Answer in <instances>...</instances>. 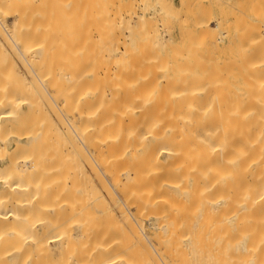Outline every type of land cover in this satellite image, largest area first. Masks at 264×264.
I'll return each instance as SVG.
<instances>
[{
	"label": "bare ground",
	"instance_id": "6f19581e",
	"mask_svg": "<svg viewBox=\"0 0 264 264\" xmlns=\"http://www.w3.org/2000/svg\"><path fill=\"white\" fill-rule=\"evenodd\" d=\"M23 1L0 0V264H138L135 243L148 264H264V16L245 38L260 58L245 57L246 102L225 105L208 68L193 88L154 80L163 56L148 71L138 28L111 11L79 70L73 0L70 18Z\"/></svg>",
	"mask_w": 264,
	"mask_h": 264
},
{
	"label": "rangeland",
	"instance_id": "374dc122",
	"mask_svg": "<svg viewBox=\"0 0 264 264\" xmlns=\"http://www.w3.org/2000/svg\"><path fill=\"white\" fill-rule=\"evenodd\" d=\"M21 1H23V0H21ZM24 1H25L24 5H26V6H24V5H22V6L26 7L27 9L29 8L28 10L32 9V6L34 8L35 7L34 5L37 2L35 0H24ZM34 1H35L34 5H32L30 7V4H32V2H34ZM49 1L47 0L46 1L47 4H45V0H38V4H36V8L32 9V11H33L32 14H34V16H35V13H36V16L39 15L42 17H44V16L47 17L46 16L47 12L45 15L43 13L45 11V9L47 10V8H48V7L44 8V7H46L45 5H48V3L52 4L51 2L54 3V1H57V0H54V1L49 0ZM66 1L65 0L64 1L58 0L57 1L58 3L56 2L55 4H56V6H59L60 4L63 3L64 4V5L62 4L63 8L67 5V8H65V9L68 10L70 8L68 4L71 3V2L69 3V1H72V0H66ZM40 2H43L45 4L43 6V8H44L43 11H42V9H43L42 6H40V7L38 6V5L42 4ZM73 2H74V4H72V5L70 4V5L72 8L76 9V10H74L75 13L73 11L74 14L72 15V17H74V15H75L76 20H75V18H72V19L75 20L76 25H77V44H78V57H79L78 69L79 70L85 69V67L89 64L88 58H90V57L92 58L93 56L97 57L99 55L100 51L103 48V43L101 42V40L99 39L98 36L99 35L104 36L105 31L107 33V26L110 23V19L107 16L112 15V12H114L115 16L120 15L119 17L120 18L122 17V19H123L122 23L123 24H125L127 26V23H125V22L128 21V23L130 24V25H128V27L134 28L135 30L138 28V30L134 31V33H135L136 37L141 39L142 46L143 47L145 46V47L143 48L141 46L140 50L137 47H135V49L133 50L134 56H135V54L138 55L143 51V52L147 53V54L146 53L143 54V52L141 53L144 56L147 55L144 58V61H146V63L149 62L151 64V62L153 61L154 58H155L154 60H156L153 63L154 65L151 64V66H150L149 63H148V65L146 64L148 66V71L151 70L150 67L157 65L156 64V62L158 61L157 56H159V54L161 57L163 56V58H161V59H163V60H161L162 64L160 63L161 68H159L160 66H156L159 69L154 67L155 69L153 68L150 72V75L152 76V78L154 80H155V78H156V80H160V81H162V79H163L162 84H164L163 82H166V80H168V79H169L168 81L171 82V79L173 77L172 80L176 81V82H174V86L176 85L175 83H177L181 80V81H183V82L180 81L181 87L184 86L185 88H187L189 83L194 80L192 82L193 85H192V83H190L192 88H193L195 86L197 87L198 85H200L201 82L198 84H197V82H199V80L202 81L204 75H206L205 79L208 77V80L211 79V81H213V82L215 81L214 85L216 87L220 86V88H223V92H224V89L226 88L227 89V90H225L226 93L231 92L229 94L231 96L233 95L232 98H230L231 96L228 95L230 99H228V96H227V98L223 97V99H225L226 102H221V103H225V105L233 104L232 102L238 101V98L241 97V98H239L240 102L239 101L238 102L245 104L246 98H247V91L246 90L248 89L246 87L248 85L244 81L246 78H243L242 75L244 73L248 74V71H250L249 68H250V65H252V64H250V63L248 64V61L249 62L254 61V60L250 61L253 58L248 59L247 61L245 60V57H247L248 52H249L250 56H254L253 54L250 53L251 49L247 45V43L250 39L248 38V40H247L245 38L248 37L247 36L248 32H249L248 28L249 29H250V27H251V29L253 28V25H252L253 18L256 16H258V17L264 16V0H166V1H162V0H73ZM28 4H29V6H27ZM55 4L50 5L54 8V10H52L53 8L51 9V7L48 5L50 7L48 9V13L50 14V15L48 14L49 18L51 15L54 16L57 13H59V14L62 13V14H60L61 18L63 16H65V17L68 16L69 18L71 17L70 16L71 14L66 15L67 13H70L69 11L66 13L62 12V10H61L62 5L57 7L59 9V11L57 12L55 10L57 8H55V6H53ZM37 6L39 8H42V9H40L42 12L39 11V9H37ZM167 6H169L170 10L167 13H164V10L167 8ZM112 8H113V11H112ZM60 10H61V12H60ZM127 10H128V12H127ZM53 11L57 12V13H54ZM110 11H111V13H110ZM129 11H130V13L132 12V14H130ZM121 12L123 14H121ZM52 13H54V15ZM109 13H110V15H109ZM59 14H57L58 17H60ZM54 17H57V16H54ZM61 18H59V19H61ZM212 19H215L216 22H218V26L212 27L210 29H201V27H199L200 24L203 25V24L207 23L208 20L210 21L209 24L212 25L213 24ZM60 22L62 23V21H60ZM143 24H144V27H142ZM236 27H239V29H237ZM240 27H242V28H240ZM244 27H246L245 28L246 31L243 32ZM236 29H237V31H236ZM141 31H142V33L143 32L144 33L142 34ZM162 31L165 33L164 35H162L163 34ZM221 31H222V33H221ZM240 31H241V33H240ZM237 32L239 34H237ZM246 32H247V34H246ZM139 33H141V36H139ZM243 33H245V36L242 37ZM250 34H251V36L253 35L252 32ZM166 35H168V36H166ZM160 36H163L164 39H162V37L159 39ZM152 39H154V40L151 41ZM156 39H158L159 41L163 40V42H162L163 44L161 43V41L158 44V41H156ZM149 40L151 41V43ZM154 41H156L157 43ZM152 42H154L156 44H154ZM244 42H246V43H244ZM244 44H246L247 46ZM146 47H147V50L144 51V49H146ZM141 54L139 56L141 58H143V55L141 56ZM152 55H154V56H152ZM165 55H166V58H165ZM150 56H152V57H150ZM149 57H150V59H149ZM255 58H257V57H255ZM146 59H148V60H146ZM165 59H166V61H165ZM150 60H151V62H150ZM255 60H260V58H257ZM159 62H160V60H159ZM234 62H236V63H234ZM144 64H145V62H144ZM165 64H168V65H165ZM184 64L186 66H184ZM243 65H245L244 68H243ZM164 66H166L165 67L166 69L163 68ZM187 66H190L189 68L192 69L193 71H189L187 69L188 68ZM246 66L248 67V69H246L247 68ZM203 67H204V69H203ZM207 68H208V73H210V76L215 75L217 77L214 76V78L213 77L210 78V76H207L209 74L204 73V71L207 72ZM201 69H203V70H201ZM227 69L228 70L230 69V70L226 71ZM232 69H233V71H232ZM141 70H143V72H144L145 69H141ZM153 70H157V71L152 72ZM209 70H211V72H209ZM164 71H166L165 73H167V77H165V75H166L165 73H164L165 75L162 73ZM220 72L221 73L224 72L223 73L224 75L223 74L222 75H223V78H225V79H222L221 76L219 77V78H221L222 81L218 78V76H219L218 73H220ZM183 73H185V75H183ZM201 73H203V74H201ZM211 73H213V74L211 75ZM195 74H196V77H195ZM247 74H244V77L245 76L247 77ZM162 75H164V76H162ZM188 75L190 76L189 79H188V77H189ZM182 76L184 77L183 80L180 78ZM185 77L188 81L185 79ZM192 77H194V78L190 81V79ZM178 78H180V79H178ZM197 78H199V79L196 81ZM185 80L187 81L188 84L184 83ZM224 80L226 82V85H223V84L221 85V83ZM85 81H86V78L82 79V82L79 83V86L82 87L84 84H86ZM225 82H223V83H225ZM182 83H184V84H182ZM227 84L231 85L233 88L231 89V86L229 87ZM186 85H187V87H186ZM172 86L173 85L171 84V87ZM178 86H179V83H178ZM178 86H176V87H178ZM227 86L229 87V89L231 91H229ZM168 87H170V86H168ZM171 87H170V89H171ZM185 88H183V89H185ZM220 88H218V89L215 88V89H217L216 92L218 90H222ZM177 89L178 88L174 87L173 90L175 91ZM171 92L172 91L170 90V93ZM219 94L220 93H218V96L222 97V94L221 95H219ZM234 96H238V97L235 99V101H232L233 98H235ZM220 99L221 98H219V101H220ZM226 99L229 101V103L227 102ZM243 99H245L244 102H243ZM230 100H231V102H230ZM221 101H222V99H221ZM150 242H152V241H150ZM150 242L148 241V243H149L148 244L145 241V242H143V244L145 246H147V244H148V248H149V246H152L150 244ZM145 243H147V244H145ZM137 244H139V243H135L132 246L131 252L133 255L130 252H128L130 254H128L127 256L128 257L133 256L132 259L137 258V260H134V261H137L139 263L141 261L140 260L138 261V259H142V261L144 262L143 259H145V257H143L144 254L142 252H144L145 247L141 246L144 249L140 250L141 243L138 245L139 249L137 247ZM134 246H135V250H134ZM149 249L152 250V254L157 257L155 252L153 253V251H155L154 246L152 248H149ZM139 251L141 253H139ZM148 251L149 250H147L144 253L147 254ZM118 253H120V252H118ZM140 255L142 256L141 258L139 257ZM148 255H150V254H147L145 256L147 257ZM148 257H150V256H148ZM152 257H154V256H152ZM184 257H186V255ZM149 259H151V260H149ZM187 259H190L189 255H188ZM152 260H154V258L153 259L148 258V262H152ZM157 260L159 261V259H157ZM190 260H192V259H190ZM146 261L147 260H145L144 263H146ZM158 261L154 260V262H158ZM148 262L146 264H148ZM189 262L190 261L188 260V263ZM152 264H155V263H152ZM156 264H159V263H156ZM190 264H193V263L191 262Z\"/></svg>",
	"mask_w": 264,
	"mask_h": 264
}]
</instances>
